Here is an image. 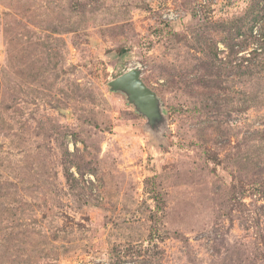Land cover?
I'll return each mask as SVG.
<instances>
[{
    "label": "rangeland",
    "instance_id": "obj_1",
    "mask_svg": "<svg viewBox=\"0 0 264 264\" xmlns=\"http://www.w3.org/2000/svg\"><path fill=\"white\" fill-rule=\"evenodd\" d=\"M0 264H264V0H0Z\"/></svg>",
    "mask_w": 264,
    "mask_h": 264
},
{
    "label": "water",
    "instance_id": "obj_2",
    "mask_svg": "<svg viewBox=\"0 0 264 264\" xmlns=\"http://www.w3.org/2000/svg\"><path fill=\"white\" fill-rule=\"evenodd\" d=\"M140 75V70L129 71L111 82L110 88L114 92L125 94L129 103L133 104L139 113L145 115L151 125H154L162 119L159 101L141 81Z\"/></svg>",
    "mask_w": 264,
    "mask_h": 264
},
{
    "label": "built area",
    "instance_id": "obj_3",
    "mask_svg": "<svg viewBox=\"0 0 264 264\" xmlns=\"http://www.w3.org/2000/svg\"><path fill=\"white\" fill-rule=\"evenodd\" d=\"M177 17V15L174 13V12H170V14L167 12L164 16L165 19H170V20H173Z\"/></svg>",
    "mask_w": 264,
    "mask_h": 264
}]
</instances>
